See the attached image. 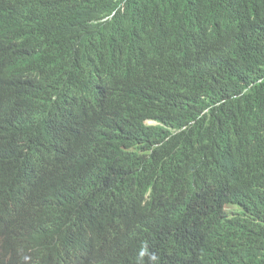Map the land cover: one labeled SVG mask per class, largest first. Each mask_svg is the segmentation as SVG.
I'll return each mask as SVG.
<instances>
[{"label":"trees","instance_id":"1","mask_svg":"<svg viewBox=\"0 0 264 264\" xmlns=\"http://www.w3.org/2000/svg\"><path fill=\"white\" fill-rule=\"evenodd\" d=\"M26 45L44 72L57 69L59 56L95 59L111 81L106 95H115L99 106L97 127H82L70 109L57 133L49 131L58 91L20 94L4 72ZM147 119L176 130L175 140L198 153L231 142L245 156L231 194L215 179L207 190L177 182L149 192L140 173L124 174L143 162L139 154L112 160L114 125L127 120L152 146L159 137L144 128ZM52 141L61 159L38 155L39 144ZM175 145L156 153L168 158ZM28 169L37 172L36 187L11 212ZM78 195L133 217L135 232L107 216L117 236L108 264H264V0H0V264H65L74 228L51 202L75 209L69 204ZM225 206L238 210L226 219ZM173 216L191 220L161 229Z\"/></svg>","mask_w":264,"mask_h":264},{"label":"clouds","instance_id":"2","mask_svg":"<svg viewBox=\"0 0 264 264\" xmlns=\"http://www.w3.org/2000/svg\"><path fill=\"white\" fill-rule=\"evenodd\" d=\"M104 19L102 25L108 23ZM107 33V31H103ZM108 32L107 35H109ZM30 48L26 45L18 49L17 57L9 59L4 67L6 75L14 80L18 93L31 96L36 93L45 91H58V95L52 96V100L57 102L54 113L49 116V131L57 133L58 127H61L64 112L73 110L79 115L80 125L82 127H97L98 122L103 118L102 111L99 106L109 102V106L113 100V93L108 96L105 93L106 88L110 84V79L104 81L99 69H96L94 58L89 57H61V63L57 69L49 68L47 71H41L38 64L28 56ZM58 70V71H57ZM114 77L121 80L120 73H116ZM31 80L35 83L32 88H27L24 84ZM103 83V84H102ZM102 84L100 87L99 85ZM100 90L97 95L96 92ZM61 108L62 111H56ZM142 125L144 128L156 130L159 137V143L152 145L147 144L145 136L138 132L127 120L118 121L114 125V139L109 143L112 160L130 159L132 156L139 154L142 158V167L130 168L124 174L130 173L135 175L140 173L149 185L148 191L159 192L165 186L177 182L190 184L193 188L200 186L208 189L209 181L215 179L220 183L223 192L231 194L233 191L235 168L240 167L244 154L237 151L234 145L223 143L216 144L211 151L207 153H198L189 150L183 143H178L174 135L176 130L163 125L157 120H144ZM48 128L44 129V136L48 132ZM203 139H207L204 134H197ZM55 140V137H54ZM175 141V152L168 158L161 157L156 153V149L168 146V143ZM55 141L49 144H39L40 148L45 151L38 152V155H46L49 158L53 156L61 159L65 154L58 147ZM147 147V148H146ZM34 169H28L22 173L19 188L20 190L11 199L8 210L16 212L19 206L29 202L32 197L31 191L34 189L31 178L37 175ZM33 172H35L33 177ZM23 193V196H22ZM207 201L214 203L209 197ZM25 202V203H24ZM51 202V201H50ZM53 207L58 208L59 217L67 220L70 226L74 228L68 244L64 250L65 264H108L113 256L111 250L115 247L117 236L107 223V216L112 214L116 223H121L125 229L135 232V228L130 227L133 217L129 214L108 212L106 208L98 205H88L85 201L76 196L70 202L69 207L60 208L51 202ZM195 209H200V204L194 205ZM74 210L73 213H69ZM232 210L237 211L238 206H225L222 213L229 219L228 213ZM51 219L54 217L50 215ZM176 220H167L161 225V229L169 224H185L191 220L190 216L176 217ZM51 219H48L50 221ZM47 221V222H48ZM102 238V239H101ZM106 238V239H104ZM87 248L85 259L83 258V248ZM112 248V249H111ZM22 264H30L25 260Z\"/></svg>","mask_w":264,"mask_h":264},{"label":"rangeland","instance_id":"3","mask_svg":"<svg viewBox=\"0 0 264 264\" xmlns=\"http://www.w3.org/2000/svg\"><path fill=\"white\" fill-rule=\"evenodd\" d=\"M234 208V207H233ZM233 212H236L235 210H232L231 212H229L228 214H231V213H233Z\"/></svg>","mask_w":264,"mask_h":264},{"label":"bare ground","instance_id":"4","mask_svg":"<svg viewBox=\"0 0 264 264\" xmlns=\"http://www.w3.org/2000/svg\"><path fill=\"white\" fill-rule=\"evenodd\" d=\"M108 25V24H107ZM114 43V42H113ZM99 125V124H98ZM28 167H30V166H28ZM140 210H141V208H140ZM134 222V221H133ZM86 251V250H85ZM86 253V252H85ZM84 256V255H83Z\"/></svg>","mask_w":264,"mask_h":264}]
</instances>
